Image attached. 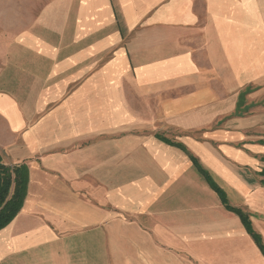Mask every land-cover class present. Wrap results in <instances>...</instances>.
I'll list each match as a JSON object with an SVG mask.
<instances>
[{"label":"crops","instance_id":"crops-1","mask_svg":"<svg viewBox=\"0 0 264 264\" xmlns=\"http://www.w3.org/2000/svg\"><path fill=\"white\" fill-rule=\"evenodd\" d=\"M0 153V264H264V0H0Z\"/></svg>","mask_w":264,"mask_h":264},{"label":"trees","instance_id":"trees-1","mask_svg":"<svg viewBox=\"0 0 264 264\" xmlns=\"http://www.w3.org/2000/svg\"><path fill=\"white\" fill-rule=\"evenodd\" d=\"M212 187L218 191L214 184ZM29 186V170L26 166L6 164L0 153V231L10 225L25 203ZM243 224L264 256V243L255 233L247 217L239 212Z\"/></svg>","mask_w":264,"mask_h":264},{"label":"rangeland","instance_id":"rangeland-1","mask_svg":"<svg viewBox=\"0 0 264 264\" xmlns=\"http://www.w3.org/2000/svg\"><path fill=\"white\" fill-rule=\"evenodd\" d=\"M112 52H113V51H112ZM112 52H110L109 54H107V55L105 56L106 61H109L110 58L113 56Z\"/></svg>","mask_w":264,"mask_h":264}]
</instances>
